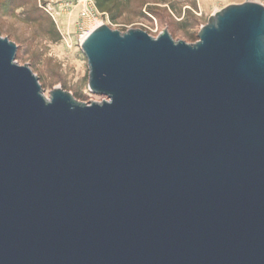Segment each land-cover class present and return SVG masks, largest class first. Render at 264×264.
<instances>
[{
  "label": "water",
  "instance_id": "1",
  "mask_svg": "<svg viewBox=\"0 0 264 264\" xmlns=\"http://www.w3.org/2000/svg\"><path fill=\"white\" fill-rule=\"evenodd\" d=\"M80 48L100 102L45 98L0 37V264H264V6Z\"/></svg>",
  "mask_w": 264,
  "mask_h": 264
},
{
  "label": "rangeland",
  "instance_id": "2",
  "mask_svg": "<svg viewBox=\"0 0 264 264\" xmlns=\"http://www.w3.org/2000/svg\"><path fill=\"white\" fill-rule=\"evenodd\" d=\"M66 2L0 0V37L16 43L15 62L31 67L45 98L60 88L78 102H100L104 98L88 88L87 59L74 43L76 9ZM206 22L194 0H124L105 24L121 33L141 29L153 38L167 30L174 41L195 44Z\"/></svg>",
  "mask_w": 264,
  "mask_h": 264
},
{
  "label": "built area",
  "instance_id": "3",
  "mask_svg": "<svg viewBox=\"0 0 264 264\" xmlns=\"http://www.w3.org/2000/svg\"><path fill=\"white\" fill-rule=\"evenodd\" d=\"M264 6L263 0H256ZM66 6L76 9L75 39L74 43L81 46L85 37L97 26L109 22L106 12L97 9L95 0H68Z\"/></svg>",
  "mask_w": 264,
  "mask_h": 264
},
{
  "label": "crops",
  "instance_id": "4",
  "mask_svg": "<svg viewBox=\"0 0 264 264\" xmlns=\"http://www.w3.org/2000/svg\"><path fill=\"white\" fill-rule=\"evenodd\" d=\"M245 0H194L195 9L201 17H208L217 10L234 3H241ZM264 1V0H263Z\"/></svg>",
  "mask_w": 264,
  "mask_h": 264
},
{
  "label": "trees",
  "instance_id": "5",
  "mask_svg": "<svg viewBox=\"0 0 264 264\" xmlns=\"http://www.w3.org/2000/svg\"><path fill=\"white\" fill-rule=\"evenodd\" d=\"M124 0H95L96 7L101 12H106L111 19L120 10Z\"/></svg>",
  "mask_w": 264,
  "mask_h": 264
}]
</instances>
